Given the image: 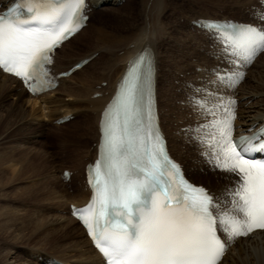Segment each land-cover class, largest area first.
<instances>
[{
	"label": "snow or ice",
	"instance_id": "obj_1",
	"mask_svg": "<svg viewBox=\"0 0 264 264\" xmlns=\"http://www.w3.org/2000/svg\"><path fill=\"white\" fill-rule=\"evenodd\" d=\"M84 8L85 0H13L0 14V68L21 78L33 94L46 90L50 53L78 30V21L86 19ZM259 19L264 24V14ZM206 27L241 67L264 52V26ZM155 72L150 51L130 62L103 113L100 159L89 168L94 195L74 213L102 254L101 264H220L226 244L217 235L218 226L229 242L264 230V159L254 158L264 153V128L233 141L234 100L223 106V118L207 125L214 132L208 134L211 151L202 153L206 163L212 171L239 177L224 197H214L186 180L169 158L155 113ZM243 78L239 70L217 75L218 83L227 87ZM205 111L216 116L211 108Z\"/></svg>",
	"mask_w": 264,
	"mask_h": 264
},
{
	"label": "bare ground",
	"instance_id": "obj_2",
	"mask_svg": "<svg viewBox=\"0 0 264 264\" xmlns=\"http://www.w3.org/2000/svg\"><path fill=\"white\" fill-rule=\"evenodd\" d=\"M10 1L12 0H2L1 2L5 4ZM122 1L123 0H89V4L90 7L93 9V13L100 11L101 9L115 10V12L119 14V15L117 14L118 16H122V21L121 18L117 19L118 25L116 28L118 30L116 31L117 33L115 34L114 33L111 34L101 29H97V30L95 29L94 31L90 32L89 30L91 25H89L88 28H84L77 36H75L69 42H67L61 50V52H64L66 49L69 48V46L72 43H74L76 40H79L81 38L82 39L86 38L85 39L86 42L87 41L92 42L93 39L97 40L98 44H96V46L94 47L88 48V50L85 51V53L82 54L77 53L76 55H69L68 53L62 55L60 53L61 55L60 57L58 54V52L60 51L57 52L56 63L53 67V70L56 74L68 71L77 61L90 58L98 54V52L99 53L101 52V54L96 59H94L88 66H86L84 69L74 74L71 78L61 79L60 86L54 92L49 94H44L40 97L30 96L27 93V91L22 87V84L16 78L6 75L2 73V71L0 70V99L7 98L11 103L10 105V107H12L11 113L12 111H14L17 112L18 114L15 115L13 112V114L15 115L14 116L9 114L10 113L9 111H8L9 113L1 114L0 111V142H2L0 143V145L3 146L2 144H5V141L3 142L2 139L5 136V133L8 131V128L10 127L13 128L12 125L16 124V122L14 123L13 118H15V121L16 120L19 121L20 124L18 125H21V123L23 124V128H20V130H17L16 132L17 134H19L18 136L20 135L23 136L24 133L27 135V133H29V135H31L30 136L31 138L34 137L42 138L41 135L43 136V133L45 132L44 129H46L45 125L47 124L53 125L54 122L59 121L60 119H63L67 116H74L75 117L74 123L72 122L69 125H55L52 126V129L55 128L57 130H62L66 128V126H70V125L73 126V133H74L73 135L75 136L72 138L73 140H71L70 144L72 145L74 150L70 151L71 152L70 157L73 160V165L74 164L75 165L73 166V169L71 171L76 172L75 170L78 169L81 170L82 168L81 176L83 175V179L82 181H80L81 182L80 186L78 188L76 187L77 189L76 191H74L73 196L69 198L67 197L68 199H65L67 195L66 196L62 194L58 195V193L57 194L54 193L52 195L50 193L51 197L53 198V201L56 204L55 212L57 213H55L53 216L52 215L46 216V214L45 216H41L39 215L40 213L39 214L32 212L30 213L25 211L26 209H22L21 207L13 208L10 206V204H9L10 207H7L6 205H4V207L0 206V241L1 244H4V246L0 245L1 246L0 264H49V262H52L53 260L64 262L66 264H101L102 262L101 257L92 247V243L88 239L84 229L79 225L78 221H76L71 216V205L83 206L90 197V192L87 190L85 183L86 166L90 162L93 163L95 161V159L97 158L98 150L96 147L95 150L92 151L90 149L91 146H89V142L87 139H90L89 133L91 134L92 132L93 136H91V140L93 142H96L98 146L100 139L99 123L101 119V113L105 108V106L108 104V102L111 100L112 96L114 95L117 83L119 82L122 74L124 73L127 62L131 58H133L139 51L143 50L146 46L151 47L156 55L155 58L158 69L157 79L159 82L160 57H158L157 47L158 44L161 42L162 38L167 36L165 33H163L164 32L163 29H158L162 26V23H160L159 21L160 19L159 16L156 17L158 19L153 24L152 22L155 18L150 19V23L148 22L147 25L144 27V29H142L140 36L136 42H133L127 36H123L124 34L122 35L121 33L122 31H124V29H127L128 26V24L126 23L127 21L126 19L131 18L134 9L131 1L127 2L128 4L125 5L124 7L122 6L121 9H118ZM224 1L225 0L222 1L219 0L218 2L224 3ZM231 1L233 3L235 2L236 4L240 5V9H246L250 7H260L258 3L259 0H231ZM156 3L157 4L159 3L161 5L162 0L156 1ZM164 11L165 10L161 8L157 12L160 16H162L165 13ZM197 19H204V18H197ZM200 33L203 34L201 36H203V38L206 41H207L206 36L210 37L209 35H207L202 31ZM210 40L212 41L210 42L211 46L216 45L212 39ZM127 41L128 43H126ZM205 42L201 41L200 44L202 43L205 44ZM108 43L110 44L109 47L110 49L105 50L104 47L108 48V46H106ZM116 46L122 48L118 52H122L124 51V49H127L128 52H125V56L122 54L124 57L123 56L118 57L117 54H115L117 52L112 51ZM212 49H216V47H211V50ZM105 51L107 52L112 51L110 53L111 55H115L114 57H116L115 58L116 61L114 60V62L112 63L111 60H108L109 58H107V60L105 61L107 54H104V57L102 56V53ZM212 51L215 53L219 51V48H217V51L214 50ZM102 64H103L102 72L98 73L99 66L102 67ZM91 67L96 70L93 72V74H89L88 76L84 77L79 85L73 84V81L77 79L78 75L84 74ZM197 70L201 72L199 75L203 73V70L200 67L197 68ZM180 75H184L183 71L178 73L179 79H181ZM196 76L195 78L191 76L190 80H188L190 81L189 83H195L198 80H201L199 78L196 79ZM251 77H252L251 82L245 83L243 86L241 85L242 87H240V91L238 95L241 101L240 119L238 121V125L243 130L252 127L257 122L261 121L264 118V68H262L261 71H259L258 73L255 72L254 70V72H252L251 74ZM204 79L207 81L205 77ZM194 80L195 82H193ZM102 82H107V86L104 87L102 85L103 84ZM97 87L98 89L96 90ZM159 92L160 91L158 84L159 104L161 103L160 111L163 114L165 106H163L164 103H162V101L160 100L161 92L160 93ZM97 94L100 97L96 98ZM188 104L189 103H187V105ZM91 115H95V117H91ZM172 121L173 119L171 120L170 123L169 119L162 118L163 130L165 131L168 137L171 152L174 155V151L176 150V148L175 145H172V142L174 141L172 140L171 135L175 131L171 133L168 130H166L167 129L166 124L168 123L172 124ZM179 121L180 120H177L176 118V121H173V126H178L177 123ZM88 122H92V124L89 125ZM180 136L182 137V135L179 134V137ZM6 138L7 137H5L4 140H6ZM183 140L184 139H182L180 142H182ZM185 140H186L185 142L187 143L189 142L188 138ZM60 141L64 142V144L69 145V143H67L66 140L65 141L60 140ZM29 142L30 141L28 142L22 141L21 144L15 145L10 151L4 152L3 156L0 157V186L3 187L4 185L8 186V184L14 181L15 183L16 182L19 183L22 181L24 183V181L26 180L28 181L34 178L38 179L36 174L39 172L41 173V169H43V171L44 169L48 171L46 174H44V176H48L49 178L52 177L53 179H56V174L58 172L57 165L53 161L51 160L49 161V159L47 161L48 156L46 158L44 157L46 155H44L43 157L41 155L37 156L35 153L34 155H32L31 153H33L34 151L30 149L31 146ZM189 146H191V144ZM32 148L34 147L32 146ZM193 148L196 149V147ZM1 149L4 150L5 148H1ZM37 152L39 153V151H36V153ZM193 159H195L194 156ZM198 160L200 159L197 158L196 166L198 168H204L203 167L204 161H202L201 159V163H198L199 162ZM61 170L59 169V171L62 172V177H60L59 175L60 177L59 180L63 178V171L66 169L64 170L61 169ZM39 177L42 176L39 175ZM75 178L76 176L73 175L70 183H73ZM45 180L46 179H44V181ZM49 182L50 181L48 180L47 183ZM45 183L42 185H45ZM60 183H64L65 186H69L68 184L67 185L65 184L67 182L64 180L62 182L60 181ZM42 185H39V187L29 186L28 188L19 189L16 194L10 195V196H15L12 197L11 199L15 198V200H18L16 201L17 204L19 203L18 205H21L22 203H26L27 199L30 200V197L32 196L36 197L42 195L39 194V193H43L39 189L41 188ZM35 194H39V195H35ZM2 197H4V195L1 196V198ZM3 202L5 201L3 200ZM63 214L65 216H63ZM262 234L263 233H258L254 237L248 238L246 240H240L229 251L222 264H264V238H263L264 234L263 237L261 238V240H263L262 241L263 243L261 245L259 244L260 239H258V237L262 236ZM36 238H38L39 241H36L34 242L35 243L34 245H31L30 243L34 241Z\"/></svg>",
	"mask_w": 264,
	"mask_h": 264
},
{
	"label": "rangeland",
	"instance_id": "obj_3",
	"mask_svg": "<svg viewBox=\"0 0 264 264\" xmlns=\"http://www.w3.org/2000/svg\"><path fill=\"white\" fill-rule=\"evenodd\" d=\"M129 1H131V3L133 4L134 10H133V13L131 15V18L126 19L127 20L126 23L128 24V26H127V29H124V31H122L121 34L122 35L124 34L123 36H127L133 42H136L140 36L142 29H144V27L147 25L148 22L150 23V19L155 18L152 22V24H153L158 19V18H156L158 16L160 18L159 19L160 23H162V26L158 29H163V31H164L163 33H165L167 35L164 38H162L161 42L158 44V47H157L158 57H160V61H159L160 62L159 63L160 74H159V82H158L159 91L161 92L160 100L162 101V103H164L163 106H165L164 112H163V114L161 112V114L164 116V117L162 116V118L169 119L170 123H171L172 119H173V121H176V118H177V120H180L178 123H181V122L184 123L182 127L179 126L177 129H175V132L173 131L174 128H172V127H174L173 121H172V124H169V123L166 124L167 125L166 130H168L171 133L174 132L171 135L172 140L174 141V142H172V145H175V148H176V150L174 151V155L180 156L181 157L180 159L185 161L184 163L187 162L188 168L190 167L189 173L192 176L191 178L197 184H202V185H206V186H209V184H210L212 186V179H208L209 175H207L206 172H204L203 170H196V167H192L195 165L191 166V164L195 163L192 160L193 156L199 157L198 159H200V160H198L199 161L198 163H201L202 158L199 156L198 147H197L196 143L192 141V139L190 138L189 134L186 131H184V130L181 131V128H184V126L186 127V126H188L189 123H192L191 121H194L196 119L195 117H197V115L193 112L192 107L189 104L187 105L188 101L185 99V97L183 95H182L183 97L179 95L180 94L179 91H180V89L189 91L190 86H188L187 83L189 84L188 80H190L191 76H193V78H195V76L197 75L196 79L199 78L201 80L202 79L205 80L204 77L207 78V75L209 74V68L214 66V65L222 63V56L220 55L221 54L220 51H217L216 46H215L216 49H212V50L217 51L218 53L217 52L214 53L211 50V47H213V45L211 46V44H210V42H212L210 40L211 38L206 36V38H207V41H206L203 38V36H201V35H203L200 33L201 31H199L197 29L195 30V28H193L192 25L190 26V22L197 21L198 20L197 18H204V19H211V18L229 19V18H233L236 20L245 21V20H247V16H248L247 11L248 10L250 11V15L248 17H250L254 20V18L258 19L260 17V15L254 14V13H256V11L259 12L260 9H259V7H255V8L250 7V8H246V9H240V5L236 4L235 2L233 3L231 0L230 1L225 0L224 3L223 2L219 3L218 2L219 0H199V1L198 0H192V1L191 0H162L161 5L159 3L158 4L156 3V1H161V0H124L122 2V5L120 4L119 8L118 7L117 8L121 9L122 6L124 7L125 5H127L128 4L127 2H129ZM155 5H157V6H155ZM161 8H163L165 10L164 15H162V16H160L157 12ZM254 9H256V10H254ZM98 10H100V9H98ZM117 14L118 13L115 12V10H111V9H101L100 11L92 13V20L90 21L91 26H90L89 31L91 32V31H94L95 29L96 30L101 29V30H104V31L109 32L111 34L117 33L116 32L118 30L116 28L118 25L117 19L121 18V21H122V16H118L119 14L118 15ZM141 27H143V28H141ZM85 39L81 38L79 40H76L74 43H72L69 46V48L66 47L68 49H66L64 52H61V51L58 52L59 56L61 57L60 53L62 55H65L66 53H68L69 55H76L77 53L82 54V53H85V51H87L88 48L94 47V46H96V44H98L97 40H95V39H93L92 42L91 41L86 42ZM201 39H203V40H201ZM201 41L205 42V44H203V43L200 44ZM126 43H128V41ZM106 46H108V48L104 47L105 50L110 49L109 43ZM111 48H113V47H111ZM120 49H122V48L116 46V47H114V50H112V51L117 52L115 54H117L118 57L119 56L121 57L123 55L125 56V52H128L127 49H124V51H122V52H118ZM112 51H110V52H112ZM110 52L105 51L102 53V56L104 57V54H107V56L105 55L106 56L105 61L107 60V58H109L108 60H111V62L113 63L116 57H114L115 55H111ZM100 54H101V52L100 53L98 52V54H96L97 57ZM103 57H102V59H103ZM100 67L101 66H99L98 73L102 72L103 64H102V67L101 68ZM196 67L197 68L200 67L203 70V73L201 75H199L201 72H199ZM203 67H205V68H203ZM262 68H264V54H262L258 58V60L255 62V64L252 66V68L250 69L249 74L247 76V79L242 84V86L245 83L251 82V78H252L251 74H252V72H254V70H255V72L258 73L259 71H261ZM94 71H96V70L93 69L92 67L89 68L88 71L85 72L84 74L78 75L77 79L73 81V84L79 85L81 80L84 77L88 76L89 74H93ZM182 71H183L184 75L186 76L187 80L186 81L183 80L181 83L177 84L180 80L178 78V73L182 72ZM181 76L182 75H180V78H181ZM97 83H98V81H97ZM102 83L104 86H106L107 82H102ZM211 86H213V87H211ZM211 86H209L210 89H213V90L220 89V87L215 86L214 84H212ZM242 86H240V87H242ZM98 87L96 88V90L98 89ZM239 91H240V88L236 91V94L239 95ZM174 94H176V95H174ZM177 97H178V99H177ZM6 99L7 98L0 99L1 114L10 112L9 114H11V115H14V114L18 115L17 112H14V111H12V113H11V110H12V107H10L11 103L8 99L7 100ZM177 102H179L181 104L178 105ZM166 103L168 105H170V106L172 105V106L170 107ZM182 103H183V105H182ZM184 103H185V105H184ZM167 107H168V109H167ZM189 107H190V109H189ZM165 109H167V110H165ZM13 112H14V114H13ZM91 117H95V115H91ZM182 119H183V121H182ZM78 120H79V118H78ZM13 121H14V123L16 122V124H13L14 126L12 125L13 128H11V127L8 128V131L5 133V136L2 139L3 142L5 141V144H2L3 146L0 145V157L3 156L4 152L10 151L15 145L21 144L22 141H26V142L30 141L29 142L30 146H31L30 149H32L34 151L31 154L34 155V153H35L37 156L41 155L42 157L44 155H46V156H44L45 158L48 156L47 161H48V159H49V161L50 160L53 161L57 165L58 172L56 174V179H53L52 177L49 178L48 176H44V174H46L48 171H46V169H44V171H43V169H41V173L43 175L40 172L37 173L36 176L38 177V179L34 178V179H30L28 181L26 180L27 182L24 181V183H23V181L19 182V183H17V182L15 183V181H14V182H11L10 184H8V186L4 185V187H6V188H4L3 186H0V206L4 207V205H6L7 207L11 206L13 208H15V207L20 208L21 207L22 209H26L25 211L30 212V213L31 212L32 213H38V214L40 213L39 215H41V216H45V214H46V216H51V215L53 216L57 212H55L56 211V208H55L56 204L53 201L51 194L53 195L54 193H56V194L58 193V195L59 194L60 195L62 194L64 196L67 195L65 199H68L69 197L73 196L74 191H76V189L81 184V182H80L81 177H80V172H79L81 170H79V169L75 170L76 172H74L75 176H76L74 182L73 183H70V182L65 183L66 185L68 184L69 186H65L64 183H60V181L62 182L64 180L63 178H61V180H59V178L62 177V172H61L62 170L61 169L64 170V169L69 168L72 170L73 166L75 165V164L73 165V160L70 157V153H71L70 151L74 150V148L70 144L71 140H73L72 138L75 136V135H73L74 134L73 133V126L70 125V126H66V128H64L62 130H57L55 128L52 129V126H54V124L53 125L47 124V125H45L46 129H44L45 132L43 133V136L41 135L42 138H40V137L31 138L30 137L31 135H29V133H27V135L24 133L23 134L24 138H23L22 135L18 136L19 134L16 133L17 130H20V128H23V124L21 123V125H18L20 123L17 120L15 121V118H13ZM74 122L75 121L73 120V123ZM70 123H72V122H70ZM69 124H67V125H69ZM88 124L90 125V124H92V122H88ZM16 127H18V128H16ZM179 134L182 135V137L181 136L180 137L182 139H184L182 142H180L182 139L179 137ZM89 135H90V139H87V140L89 142V146H91L90 149L93 151L95 149L94 145L96 142H93L91 140V136H93L92 132H91V134L89 133ZM5 137H7L6 138L7 141L4 140ZM187 138L189 141L188 143L185 142L186 141L185 139H187ZM19 139H22V140H19ZM60 140H63V141L66 140L67 143H69V145L64 144V142H61ZM35 141H36V143H35ZM0 143H2V142H0ZM34 143H35V145H34ZM189 143L191 144V146H189L190 145ZM32 146L34 148H32ZM193 147H196V149ZM1 148H5V149L3 150ZM36 151H39V153L37 152L38 153L37 154ZM186 151H187V153H186ZM194 152L196 153L197 156L195 155ZM189 154H191L192 156H190ZM202 161H204V160L202 159ZM203 167L204 168L207 167L206 164H204V162H203ZM59 169L61 171H59ZM39 175H41L42 177H39ZM59 175H60V177H59ZM47 177H48V180L51 182V184H50V182L47 183L48 182ZM211 177H213V175H211ZM44 179H46V180L44 181ZM207 179H208V181H207ZM57 181H59V182H57ZM45 182L47 183L48 187H47ZM208 182H209V184H208ZM44 183H45V185H42ZM12 184H14V185H12ZM39 185H42L41 188H39L43 192V193H39V194H42V195L35 194V195H39V196H36V197L32 196V197H30V200L27 199V202L22 203L21 205H18L19 203L17 204L16 201H18V200H15V198L11 199L12 197H15V196H10V195L16 194L19 189L28 188L29 186L30 187H36V186L39 187ZM215 185H216V187H218V181L217 180H216V183L213 184V186H215ZM7 187H9V188H7ZM2 188L4 190L5 189L6 190L4 191ZM48 191H50V192H48ZM59 191H60V193H59ZM18 193H20V192H18ZM3 195H4V197L1 198V196H3ZM17 195H19V194H17ZM8 196H10V197H8ZM3 200L5 202H3ZM48 201H49V203H48ZM9 204H10V206H9ZM63 216H65V215L63 214ZM263 234H262V236L258 237V239H260L259 240L260 245L263 243L262 242L263 240H261V238L263 237ZM36 241H39L38 238H36L30 244L34 245L35 244L34 242H36ZM0 245L4 246V244H1V241H0Z\"/></svg>",
	"mask_w": 264,
	"mask_h": 264
}]
</instances>
